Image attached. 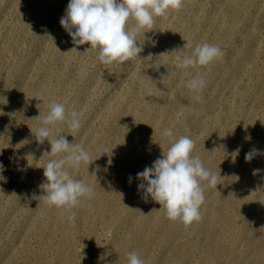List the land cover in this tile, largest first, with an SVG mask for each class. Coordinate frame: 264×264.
I'll list each match as a JSON object with an SVG mask.
<instances>
[{
	"label": "rangeland",
	"instance_id": "374dc122",
	"mask_svg": "<svg viewBox=\"0 0 264 264\" xmlns=\"http://www.w3.org/2000/svg\"><path fill=\"white\" fill-rule=\"evenodd\" d=\"M68 3L0 0V264H127L133 251L146 264H264V155L245 160L264 151V0H183L138 35L139 57L111 65L88 45L71 50L59 22ZM204 42L223 56L176 68V55ZM197 74L206 86L195 94L182 81ZM53 100L83 117L77 132L57 124L52 134L93 160L70 170L96 193L74 221L41 198L50 144L31 130ZM169 127L221 176L190 226L152 211L161 206L137 187L169 147Z\"/></svg>",
	"mask_w": 264,
	"mask_h": 264
},
{
	"label": "clouds",
	"instance_id": "9594fccd",
	"mask_svg": "<svg viewBox=\"0 0 264 264\" xmlns=\"http://www.w3.org/2000/svg\"><path fill=\"white\" fill-rule=\"evenodd\" d=\"M182 7L183 0H69L59 22L71 37L74 45L71 50L77 51L78 46L88 45L84 51L97 52L101 64L111 65L139 57L143 48L138 46V35L152 29L156 17L166 19L170 10ZM223 54L218 45L200 43L190 53L176 55V68L198 72L200 67L209 65ZM150 67L159 71L160 64L155 61ZM182 84L198 94L206 86V81L197 74ZM196 98L202 99L199 95ZM82 117V111L73 109L66 112L63 103L53 100L48 104L46 115L35 117L40 120V126L31 130L38 144H44L45 140L50 144V159L43 167L46 179L40 185L44 193L41 198L47 206L61 210L69 221L75 220L74 209L83 206L84 200L95 198L94 189L72 174L82 165L89 169L93 160L86 149L69 142L66 135L54 136L52 128L62 124L70 133H75L81 128ZM161 137L167 139L169 147L151 166H145L136 174V179L141 181L138 191H143L145 200L151 197L161 206L159 210L152 211L163 210L170 221L190 226L202 219L200 210L206 200L205 190L216 189L221 176L207 169L198 155H192L195 141L189 136L177 138L169 127L161 132ZM246 139L250 140V135ZM106 152V148L101 149L99 157ZM257 155H264V151L253 147L245 154V160L251 161ZM2 171L3 166L0 165ZM259 171L254 170V174ZM0 180L6 178L0 175ZM128 180L131 183L133 177L129 176ZM127 264L146 262L133 251L127 253Z\"/></svg>",
	"mask_w": 264,
	"mask_h": 264
},
{
	"label": "bare ground",
	"instance_id": "6f19581e",
	"mask_svg": "<svg viewBox=\"0 0 264 264\" xmlns=\"http://www.w3.org/2000/svg\"><path fill=\"white\" fill-rule=\"evenodd\" d=\"M107 200H109V199H107Z\"/></svg>",
	"mask_w": 264,
	"mask_h": 264
}]
</instances>
